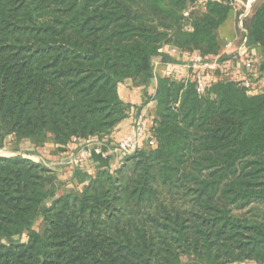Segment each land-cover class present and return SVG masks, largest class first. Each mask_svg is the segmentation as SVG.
<instances>
[{
  "label": "trees",
  "instance_id": "16d2710c",
  "mask_svg": "<svg viewBox=\"0 0 264 264\" xmlns=\"http://www.w3.org/2000/svg\"><path fill=\"white\" fill-rule=\"evenodd\" d=\"M232 3L0 0V149L109 135L130 108L119 83L147 84L167 45L217 54ZM243 27L264 50V0ZM154 101L156 146L80 190L0 155V264H264V92L218 80L198 93L169 76Z\"/></svg>",
  "mask_w": 264,
  "mask_h": 264
},
{
  "label": "crops",
  "instance_id": "0c3cea01",
  "mask_svg": "<svg viewBox=\"0 0 264 264\" xmlns=\"http://www.w3.org/2000/svg\"><path fill=\"white\" fill-rule=\"evenodd\" d=\"M256 1L233 0L228 17L217 30L220 49L217 54L208 55L206 59L211 65L218 66L215 73L221 80L250 79L255 91L260 93L264 92V50L258 45L249 46L246 44V30L243 27V21ZM197 5L198 8H202V3L199 2ZM161 52L167 58L164 55H157L153 58V78L147 84H136L132 79H126L119 83L117 88L119 98L130 108L128 116L109 134L111 141L132 133L135 118L140 114L145 115V119L152 122L155 112L154 95L159 78L174 77L179 68L184 73L192 71L188 66L193 52L181 51L168 45L164 46ZM246 55L251 57L250 67L245 64ZM208 75L213 77L210 73ZM95 140L100 139L96 136L88 137L85 140L78 139L59 149L51 141H47L42 146H35L28 139L17 142L12 136H8L2 149L9 153L7 156L21 155L25 157L19 153V146L22 143H28L31 148L30 153H27L28 157L25 158L49 168L61 183L72 181L78 187H82L98 169L111 167V164L117 163L119 159L118 156L112 154L106 159L94 155L91 158H85L77 168H72L69 161L77 152V147ZM247 262L256 264L253 261Z\"/></svg>",
  "mask_w": 264,
  "mask_h": 264
},
{
  "label": "built area",
  "instance_id": "2783aa9c",
  "mask_svg": "<svg viewBox=\"0 0 264 264\" xmlns=\"http://www.w3.org/2000/svg\"><path fill=\"white\" fill-rule=\"evenodd\" d=\"M189 10L183 12L185 17L189 15ZM186 28L190 30L188 25ZM245 52L247 53V50ZM245 64L248 67L251 66V57L249 55H246ZM188 67L192 69L190 73H184V71L179 68L176 70L174 76L183 81H194L198 93H203L210 82L221 80L215 73L218 66L211 65L206 57L199 52L192 53L190 65ZM207 72L212 74L213 77H209ZM235 81L241 87L254 89L250 79H239ZM152 124L153 120L149 122L145 119V115L140 114L135 118L134 131L132 133L123 135L114 141H111L107 134L103 135L101 138L99 137L100 140L80 144L77 147V152L71 157L69 165L72 168H77L85 158H91L97 155L106 159L112 154L119 158L117 163L111 164V168L116 169L125 156L131 155L139 149L154 148L156 146V140L151 137L150 132ZM77 140L76 138L72 139L73 142ZM94 174L92 176H94Z\"/></svg>",
  "mask_w": 264,
  "mask_h": 264
},
{
  "label": "rangeland",
  "instance_id": "374dc122",
  "mask_svg": "<svg viewBox=\"0 0 264 264\" xmlns=\"http://www.w3.org/2000/svg\"><path fill=\"white\" fill-rule=\"evenodd\" d=\"M34 145V143H33ZM30 148L31 146L28 143H22L19 146V153L23 154L25 157H28L27 153H30ZM9 153L6 152L5 150L1 149L0 150V155L2 156H7ZM61 188H63L66 191H73V190H80V187H78L74 182L68 181V182H60L58 183ZM33 228L37 231H41L42 229V222H41V217L38 216L33 224ZM25 237H23V240ZM233 264H250L249 262H238V263H233Z\"/></svg>",
  "mask_w": 264,
  "mask_h": 264
}]
</instances>
